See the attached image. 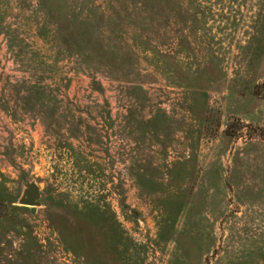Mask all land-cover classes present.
Segmentation results:
<instances>
[{"label": "rangeland", "instance_id": "rangeland-1", "mask_svg": "<svg viewBox=\"0 0 264 264\" xmlns=\"http://www.w3.org/2000/svg\"><path fill=\"white\" fill-rule=\"evenodd\" d=\"M0 264H264V0H0Z\"/></svg>", "mask_w": 264, "mask_h": 264}, {"label": "water", "instance_id": "water-1", "mask_svg": "<svg viewBox=\"0 0 264 264\" xmlns=\"http://www.w3.org/2000/svg\"><path fill=\"white\" fill-rule=\"evenodd\" d=\"M37 196H38V191L36 189H34L30 192V194L27 196V198H25L23 200V203L26 205H35L37 203L36 202Z\"/></svg>", "mask_w": 264, "mask_h": 264}]
</instances>
